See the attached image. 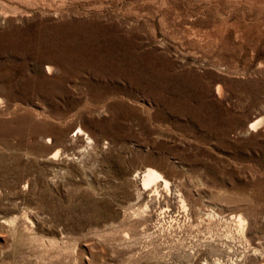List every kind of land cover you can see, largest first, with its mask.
I'll return each mask as SVG.
<instances>
[{
	"label": "rangeland",
	"instance_id": "1",
	"mask_svg": "<svg viewBox=\"0 0 264 264\" xmlns=\"http://www.w3.org/2000/svg\"><path fill=\"white\" fill-rule=\"evenodd\" d=\"M0 264H264V0H0Z\"/></svg>",
	"mask_w": 264,
	"mask_h": 264
},
{
	"label": "bare ground",
	"instance_id": "2",
	"mask_svg": "<svg viewBox=\"0 0 264 264\" xmlns=\"http://www.w3.org/2000/svg\"><path fill=\"white\" fill-rule=\"evenodd\" d=\"M48 67L50 68V66L48 65ZM47 68V67H46ZM49 68H47L49 70ZM262 121V120H261ZM258 122V119L257 118H253L250 122V125H254L255 127V124ZM260 122V121H259ZM259 124V123H258ZM80 134H83V131L81 130V128H79V131H78ZM86 138L88 137L86 134H85ZM58 153V152H57ZM55 152L53 153V156H54ZM56 156V155H55ZM140 178L142 180V185H147L148 183H151L153 182L155 179H160L163 183V185L165 186L166 183H167V179H165L162 174L157 171L155 168H152L150 166H145L140 172ZM158 181V180H157ZM156 183V182H155ZM154 183V185H155ZM153 184V183H152ZM148 187V186H147ZM156 190V189H155ZM233 216L236 217V219L240 220V215L239 214H233ZM234 217V218H235ZM243 219V218H242ZM241 219V220H242ZM238 222V221H237ZM241 222V221H240ZM245 235V234H244ZM246 238V237H245ZM247 241V240H246Z\"/></svg>",
	"mask_w": 264,
	"mask_h": 264
}]
</instances>
